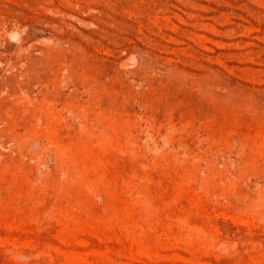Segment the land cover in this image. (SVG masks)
Returning <instances> with one entry per match:
<instances>
[{"label":"rangeland","instance_id":"374dc122","mask_svg":"<svg viewBox=\"0 0 264 264\" xmlns=\"http://www.w3.org/2000/svg\"><path fill=\"white\" fill-rule=\"evenodd\" d=\"M0 264H264V0H0Z\"/></svg>","mask_w":264,"mask_h":264}]
</instances>
